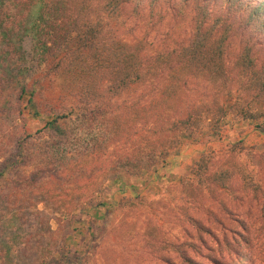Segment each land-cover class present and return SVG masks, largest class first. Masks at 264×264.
<instances>
[{"label": "trees", "instance_id": "trees-1", "mask_svg": "<svg viewBox=\"0 0 264 264\" xmlns=\"http://www.w3.org/2000/svg\"><path fill=\"white\" fill-rule=\"evenodd\" d=\"M156 1H150V10ZM189 1L179 0V14ZM139 2L0 0V101L42 120L36 134L49 140L38 147L36 158L63 178L56 186L38 182V193L11 189V201L0 199V258L9 264H38V226L31 221L37 215L30 211L37 195L64 217L84 210L97 213L105 204L96 202V195L106 180L142 176L165 164L187 140L201 141L204 133L221 138L229 116L255 126L264 120V47L259 46H264V0H191V35L185 42L161 46L127 26L140 10ZM27 10L29 18L24 17ZM237 29L250 32L251 38L228 68V44ZM74 121L80 127L77 134L74 128H63ZM25 139H16L19 155ZM241 144L238 140L226 149L202 151L189 165L188 176L176 180L181 200L199 203L204 196L218 197L219 191L235 200L245 195L259 207L264 222V179L260 170L238 160ZM10 164L8 160L5 168ZM144 201L140 193L121 195L116 205L133 208ZM189 215L188 222L204 241L202 233L209 230ZM73 222L68 220L66 229ZM128 225L122 221L118 226L121 241L129 239L121 233ZM154 227L136 239L149 247L157 235ZM223 237L225 245L230 242ZM52 239H43L40 249L57 244ZM14 257L23 261L15 263ZM180 259L201 264L184 254Z\"/></svg>", "mask_w": 264, "mask_h": 264}, {"label": "rangeland", "instance_id": "rangeland-1", "mask_svg": "<svg viewBox=\"0 0 264 264\" xmlns=\"http://www.w3.org/2000/svg\"><path fill=\"white\" fill-rule=\"evenodd\" d=\"M150 1L140 0V10L130 16L131 20L127 21V26L133 25L137 36L147 37L148 40L154 41L156 46L185 42L191 35L194 14L191 0L185 7L184 14L178 13L179 0H157L152 10ZM127 9H131V6ZM30 11L27 10L24 17L29 18ZM151 11L153 15H150ZM237 30V33L233 31L235 33L230 37L228 44V68H232L245 40L251 38L250 32ZM252 40H256V37H252ZM5 95L6 92L2 91L1 98ZM224 122L221 138L204 133L205 138L201 141L187 140L178 152L172 154L170 160L165 164L155 165L148 172L144 171L142 176L131 174L115 182L106 180L103 190L96 195V202L105 204L97 213L84 210L75 212L74 217L72 214L64 217L55 213L51 205L40 201V196L37 195L38 203L31 207L30 211L37 215L35 219L31 218V221L33 225L38 226L39 235L35 241L39 250L38 264H184L180 254L191 256L201 264H264V222L260 219L261 211L256 205H251L238 186L236 192L242 195V198L237 200L220 191L214 199L204 196L199 203L193 204H190V201L184 202L179 197L181 191L176 180L188 176L189 165L195 162L202 151L210 148L216 151L226 149L238 140H242L243 146L237 153L238 160L245 163L249 169L260 170L264 179V120L259 126H255V122L243 121L238 115H232ZM42 125V120L31 119L26 114L21 115L16 112L15 105L10 103L8 109L3 105V101H0V171L4 168L0 176L1 200L7 197L11 201L8 196L11 189L25 193L33 190L38 193V189H34L38 187V182H49L56 186L63 180L55 173L56 168L46 170L44 168L47 166L39 163L36 158L38 147L49 140L48 135L36 134V130ZM63 128H74V134L80 132V127L75 121L64 124ZM201 129H207L206 122L202 124ZM26 137L28 139L24 141L25 149L22 155H19L16 139ZM8 160L12 164L5 168ZM235 184H238V181H235ZM136 193L143 194L146 198L141 205L133 208H121L116 205V200L121 195L133 196ZM189 214L197 218L215 238L208 233H202L205 238L202 241L197 229L188 222ZM71 218L74 222L66 229V224ZM41 219L44 221V232L40 231ZM122 221L124 225L130 223L121 231L122 234L125 231L129 236H126L129 238L127 241H121L117 232ZM241 224L244 226L241 227ZM47 226L53 234L49 233ZM153 226L158 230L157 235L152 239L150 236L152 245L144 246L143 241L136 239V236L145 235ZM74 227L77 228L75 231ZM224 235H227L230 241L226 245L223 242ZM46 237L50 242L53 237L57 244H52L50 249H40L43 246L42 240ZM190 244H193L195 249L190 247ZM14 250L13 255L17 247ZM7 260L1 257L0 264H9ZM12 260L15 263L23 261L17 257Z\"/></svg>", "mask_w": 264, "mask_h": 264}]
</instances>
